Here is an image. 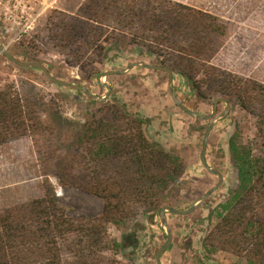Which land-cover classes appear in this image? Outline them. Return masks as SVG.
<instances>
[{
	"label": "rangeland",
	"instance_id": "obj_1",
	"mask_svg": "<svg viewBox=\"0 0 264 264\" xmlns=\"http://www.w3.org/2000/svg\"><path fill=\"white\" fill-rule=\"evenodd\" d=\"M86 1L45 0L47 6L36 9L38 14L30 29H17L9 21L0 24V44L16 59L30 54L28 46L35 44L39 48L32 53L58 80L82 86L101 97L107 91L97 82L100 75L123 71L134 63L161 66L160 59L145 48L126 41L114 42L108 45L101 63L94 64L100 75L87 81L85 73L91 68L87 64L93 60L94 49L79 61L67 48L45 39L46 24L53 12L74 14ZM170 1L205 12L218 20L223 36L211 66L264 85V0ZM137 30L135 25L133 33L138 34ZM196 80L202 81L203 77ZM103 83L111 86L112 91L107 101L100 102L83 93L64 90L51 83L40 70L19 67L0 54V89L11 87L20 98L41 103L44 105V113L40 116L42 123L58 125L64 130L61 143L51 151L45 148L46 137L41 135L0 145V213L42 199L44 186L49 185L70 218L100 219L104 203L89 192L91 179L98 171L117 179L129 190L131 197L137 186L149 189L130 161L115 160L97 166L90 163L84 151L76 153L71 147L75 139L73 127L81 128L99 120L109 123V108L116 105L142 116L146 138L177 158L179 169L170 176L164 171L156 174L163 184L152 186L155 194L152 199L146 198L147 202L154 203V209L148 210L143 203L130 202L136 209L134 213L107 224V249L89 254L67 244L62 248L61 264H156L152 246L159 248L166 241L159 219L161 208L170 204L177 210H188L218 184V178L209 174L200 162L209 121L191 118L174 107L165 72L136 68L124 76H111ZM175 87L180 101L189 110L201 115L212 112L217 99L212 92L204 91L203 98L206 99L200 98L193 85L182 79L174 81V90ZM225 109V104H219L217 114ZM258 133L256 119L238 106L231 107L228 116L217 122L209 137L206 161L211 169L223 175L224 182L213 193L215 196L211 200L209 197L191 215L168 214L173 241L162 256L163 264H199L190 258L183 260L185 237L189 236H197V244L206 255L205 264H255L248 260L246 252L236 255L229 246L222 248L215 242L211 246L210 238L221 221L222 206L228 204L238 187V170L229 155L230 142L252 148V154L256 156L260 154L258 145L262 142ZM61 163L66 166L62 172L59 171ZM152 215L155 217L150 218ZM225 215L226 212L223 217ZM32 238L34 236L16 241L17 251L29 249L28 255L18 254L23 257V262L20 261L22 264H45L42 258L38 259L37 244H33ZM113 242L119 245L118 249L114 248ZM0 261L1 264L10 263Z\"/></svg>",
	"mask_w": 264,
	"mask_h": 264
},
{
	"label": "trees",
	"instance_id": "obj_2",
	"mask_svg": "<svg viewBox=\"0 0 264 264\" xmlns=\"http://www.w3.org/2000/svg\"><path fill=\"white\" fill-rule=\"evenodd\" d=\"M135 25L138 34L133 33ZM45 32V39L67 48L79 61L94 49L93 60L87 64L91 68L85 73L87 81L100 75L94 64L101 63L108 45L126 41L157 56L160 65L173 72L175 83L182 79L192 84L200 98L205 97L204 91L212 92L217 99H225L231 107L238 106L256 119L262 141L258 145L260 154L254 156L252 148L230 142L229 155L238 170V187L228 204L222 206L221 221L213 231L210 244L229 246L236 255L246 252L249 261L264 264V85L211 66L223 36L218 20L170 0H87L74 14L53 12ZM36 48L39 47L35 44L28 46L30 54L17 60L41 64L32 53ZM199 77L203 80L197 81ZM175 94L179 98L176 87ZM43 107L36 100L20 98L11 87L0 89V145L34 135L46 137L47 151L59 145L64 130L58 125L42 123ZM174 107L178 108L175 104ZM109 111V123L99 120L81 128L73 127L75 139L71 147L76 153L84 151L90 163L97 166L115 160L130 161L149 189L137 186L131 197L117 179L101 171L94 172L89 192L103 201V212L100 219L83 220L70 218L54 190L45 185L42 199L0 213L2 262L22 264L23 257L18 254L28 255L29 249L17 251L15 243L32 236L30 240L37 244L38 259L42 258L45 264H61L62 248L67 244L89 254L98 253L107 249V224L135 212L130 202L143 203L148 210L155 208L146 198L152 199L155 194L152 186L163 184L156 174L160 171L168 176L175 174L179 161L146 138L145 120L138 113L116 105ZM65 168L64 164H59L60 172ZM197 239V236L185 237L183 260L190 258L205 264L206 255ZM113 245L119 248L117 243ZM152 247L156 254L160 247Z\"/></svg>",
	"mask_w": 264,
	"mask_h": 264
},
{
	"label": "water",
	"instance_id": "obj_3",
	"mask_svg": "<svg viewBox=\"0 0 264 264\" xmlns=\"http://www.w3.org/2000/svg\"><path fill=\"white\" fill-rule=\"evenodd\" d=\"M0 54H2L5 58H7L8 60H10L11 62H13L14 64H16L19 67L22 68H27V69H37L40 70L45 77L53 84L61 86L63 88H66L68 90H73V91H77L80 93H83L84 95L100 101V102H105L108 100L112 88L111 86H109L108 84L103 83V81L107 80L109 77L111 76H124L127 73H129L130 71H132L133 69L136 68H142V69H147V70H155V71H161V72H165L168 75V91H169V95L173 101V103L182 111L184 112L186 115H188L191 118H195L199 121H209V125L208 128L206 130L204 139H203V146H202V151L200 153V162L203 166V168L211 175L216 176L218 178V184L212 188L207 194H205L198 202H196L191 208H189L188 210L185 211H180L177 210L176 208L170 207V206H165L163 208H161L160 213H159V219H160V225L162 230L165 232L166 235V241L165 243L159 248V250L157 251V253L155 254V263L156 264H163L162 263V256L163 254L171 247L172 245V241H173V234L172 231L168 225V214H172L175 216H189L192 213H194L195 211H197L200 206L214 193L216 192L221 185L223 184V176L222 174H220L219 172H217L216 170H213L209 167V165L207 164L206 161V152H207V147H208V143H209V137L210 134L212 133L215 125L217 124V122H219L221 119L225 118L226 116H228V114L231 111V105L228 101H226L225 99H217L214 101L213 104V109L212 112L208 115H201L195 112H192L191 110H189L185 105H183V103L179 100V98L177 97V95L175 94V90H174V74L170 69L164 68L162 66H151V65H146L143 63H134L129 65L125 70L123 71H112V72H107L104 73L102 75H100L97 79V82L99 84V86H101V88H105L107 93L105 94L104 97L98 96L92 92H90L89 90H87L86 88L79 86V85H75V84H69L66 82H63L61 80L56 79L48 70L47 67H45L42 64L39 63H23L19 60H17L16 58H14L8 51L7 48L0 44ZM225 104L226 109L221 112L220 114H217V107L219 104ZM155 215L150 216V218H154Z\"/></svg>",
	"mask_w": 264,
	"mask_h": 264
},
{
	"label": "built area",
	"instance_id": "obj_4",
	"mask_svg": "<svg viewBox=\"0 0 264 264\" xmlns=\"http://www.w3.org/2000/svg\"><path fill=\"white\" fill-rule=\"evenodd\" d=\"M44 1L0 0V24L9 21L17 29H30L33 25L34 17L38 14L36 9L47 6Z\"/></svg>",
	"mask_w": 264,
	"mask_h": 264
},
{
	"label": "flooded vegetation",
	"instance_id": "obj_5",
	"mask_svg": "<svg viewBox=\"0 0 264 264\" xmlns=\"http://www.w3.org/2000/svg\"><path fill=\"white\" fill-rule=\"evenodd\" d=\"M217 171V170H216ZM217 172H219V171H217ZM220 173V172H219ZM221 174V173H220ZM223 176V175H222ZM223 182H224V178H223ZM222 186V185H221Z\"/></svg>",
	"mask_w": 264,
	"mask_h": 264
}]
</instances>
